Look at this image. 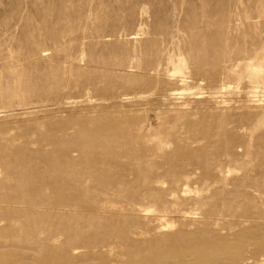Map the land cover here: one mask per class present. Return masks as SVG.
I'll return each instance as SVG.
<instances>
[{
  "label": "rangeland",
  "instance_id": "rangeland-1",
  "mask_svg": "<svg viewBox=\"0 0 264 264\" xmlns=\"http://www.w3.org/2000/svg\"><path fill=\"white\" fill-rule=\"evenodd\" d=\"M262 70L264 0H0V188L19 194L36 175L65 181L64 168L49 169L55 161L97 148L91 167L75 171L90 178L76 208L84 211L22 208L20 218L33 216L36 231L80 218L81 244L93 248L75 252L82 264H121L128 248L131 257L164 264L160 247L175 233L193 241L208 230L232 240L225 217L205 228L210 211L248 217L235 233L253 225L263 232L264 205L254 199V190L264 192ZM123 120L137 135L166 130L169 144L155 156L142 144L139 157L121 151L137 157L131 168L144 175L100 152L125 144L113 133ZM31 184L33 199L57 204L65 196L75 207L78 191L52 195ZM101 201L113 205L101 209ZM159 214L175 229L163 228ZM45 239L7 249L37 264ZM263 258L250 252L244 264Z\"/></svg>",
  "mask_w": 264,
  "mask_h": 264
},
{
  "label": "bare ground",
  "instance_id": "bare-ground-1",
  "mask_svg": "<svg viewBox=\"0 0 264 264\" xmlns=\"http://www.w3.org/2000/svg\"><path fill=\"white\" fill-rule=\"evenodd\" d=\"M262 72H264V70H262ZM254 77L255 78L259 77L258 73ZM171 125L172 126H170V130L177 129L179 126L176 121L171 122ZM116 127L117 128H115L113 131L114 135L116 137L123 138L126 141L125 144L115 145L114 146L115 150L113 151L111 149L109 150L111 152H107L105 150H102L100 152L102 154H106L107 156L113 157L115 160H121V159L126 160L127 161L126 164L122 163L120 165H122L123 167H129L130 170L135 171L136 174L140 173L144 175L148 171L146 169H143L140 172V167L138 168V171L135 168H131L132 164L133 163L135 164V162H137L138 160L137 157L131 154L126 155V153L124 155L121 153V151L126 150V148H130V149L133 148L132 150L136 152L138 154L137 156L139 157L140 153L143 155L144 150L140 148L136 149L135 146L137 144H142L141 147L148 146V148H145L146 152L144 155H147V154L150 155V153L152 154L154 153L153 156H155L159 152H162L164 149H166L167 145L169 144L168 141L166 142L164 141L165 138L162 139L163 135H165L164 131L166 130H163L161 126L157 128L156 132L154 133V136H149L145 134L143 131L142 133L138 135L133 134L135 130L137 129V126L125 120L119 122ZM149 142L150 144L147 145ZM139 146L140 145L136 147H139ZM97 151H98L97 148H92V151H88L84 154L80 153V157H77V158H73L70 155L71 152H69L68 154L63 156L61 161L56 162L54 160L55 163L49 169L54 171L59 168H64L66 170L65 172L70 174V176L67 175L65 177L66 180L63 178L65 181L59 180L58 178L57 180L53 179L54 176L50 179H44L42 177H37V175L32 176L29 181L25 182L24 184L25 187L21 186L22 192L24 191L23 193H26V190H27V193H28L27 195H29L25 198L22 197V195H19L22 192L19 194L11 192L9 189H7V187H5V185L3 189L0 188V264H29L26 262L23 263L19 260L17 253L15 252V250H17L16 246L18 244H23V242H29V240L31 239H36V238L38 239L40 236H43V235L46 236L44 253H43V256L40 257L41 259L37 261V264H82L79 261H77V258L74 256L75 252H78L81 249L92 250L93 248L91 247L92 245L88 243V241H85V243L83 242L84 245L81 244V241H80L82 238L81 233L76 232V230L78 231L77 227L82 225V221H80V218L78 222L76 223V225L78 224L77 226L76 225L70 226L67 222H65V224L57 228L54 226L56 229H54L55 231L52 230L53 232L48 227H47L48 229H43V230L37 229L36 231L35 228L38 225L34 224L35 222L32 220L33 216H27L25 218L26 219L25 223H23L24 221L20 222V218L22 217V208L32 209V208L38 207L39 209L42 208V209L50 210V211L64 212L67 209L69 210V209L75 208L76 210L77 207H80L83 202V199L81 198V195H80L81 192H83L84 190L82 186L87 185L88 180L90 178L86 176V174L84 173L80 174L75 171L77 170L80 171L82 167L87 168V169L90 168L91 166L89 163L95 160L94 156L95 157L99 156V152ZM114 151H116L118 155ZM43 160L45 164L48 163V161L53 162V159H51L50 157L48 159L46 157ZM159 167L160 165L157 164L156 166H153L152 168L157 169ZM197 169L201 170L198 167ZM226 172H230V170ZM94 173H97L96 169H94ZM228 175H230V173ZM159 178H160V175L155 177L156 180H159ZM11 179L12 178L9 177L8 181L9 180L11 181ZM36 182H38L39 184L38 187L41 190L49 191L52 193V195H54V193L56 192H61V193L68 192L72 189L78 191L76 198L74 199V201L76 202L75 207H73L70 204L71 200H69V198L65 197L64 195H63L64 197L60 199L61 202L57 204L55 203L49 204L50 202L47 200L33 199L34 197H36L35 193L37 194V196L39 193L38 190L31 184V183H36ZM254 193H255L254 199L256 200V202L262 203L264 205V192L259 191V190H254ZM112 205L113 204L110 201H101L99 203V206L101 209H105ZM206 205L207 204H205V206ZM79 209L81 211L79 210H76V211L77 212L84 211L83 207ZM236 209H237L236 210L237 212L240 208H236ZM145 214H148V213L145 212ZM223 214L219 210L218 212H213V213L212 211L208 212L206 215L207 217H203L206 220L205 228L207 229L213 225L217 226L221 222V220L226 218L228 219V223L226 227L223 229H225L227 231L226 233H229L230 235L232 234V232L234 233L233 234L234 238L232 240L230 241L225 240L226 237L221 238L218 235L211 236L213 232L212 230H211L212 231L211 233L208 230H202L201 233H198L196 235V238L193 241L187 239L185 235H184L185 237H183L181 236L182 234L175 233L165 238L166 244L163 242V244H165V245L162 244L163 247H160L161 245L159 246L160 247V251L158 253L160 254V258L158 257L159 262H163L164 264H244L245 262L248 261L247 256L250 252H252V254L254 255H259V253L264 254V231L259 232L257 229L258 226L253 225L252 226L253 228L252 227L249 229L243 228L242 230H239L237 233H235L234 230L237 227L239 226L241 227L244 224L249 223L250 219L248 217H245V216L243 217V215L242 216L240 215L238 219L233 221L232 216H234V213L228 214V215L224 214L225 216ZM156 216L160 218L158 219V221L162 223V226H164L163 228L169 229V230L172 228L175 229L176 226L174 225V223L173 222L170 223L167 220H165L163 218L164 215L159 214ZM187 216L188 215H186L185 218ZM79 221H80V224H79ZM254 221L257 222L256 220ZM263 222H264V219H263ZM161 229H159L158 231L160 232ZM138 231L139 233H137L136 235L141 236L142 234H144L141 230H138ZM32 234H35L36 236L32 237ZM63 237H65V242H61ZM58 243H60L59 246L51 245V244H58ZM9 246H13L14 249L15 248L16 249L14 251L13 250L10 251L7 249V247ZM129 251L130 250L128 248V251H127L128 253H126V255L129 257V259L126 262H121V264H154V261L157 260L153 257H150V258L145 257L142 260H138L136 255H134L136 257L134 256L131 257L132 254ZM109 254L111 255V253ZM104 257H107V256H104ZM161 257H164V258H161ZM100 261H102V259ZM101 264H105V262L102 261ZM258 264H264V260L263 262L258 263Z\"/></svg>",
  "mask_w": 264,
  "mask_h": 264
}]
</instances>
